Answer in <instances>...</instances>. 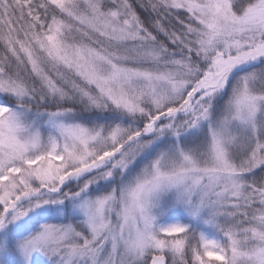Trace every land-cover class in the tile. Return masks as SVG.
Returning <instances> with one entry per match:
<instances>
[{"label":"snow or ice","instance_id":"obj_1","mask_svg":"<svg viewBox=\"0 0 264 264\" xmlns=\"http://www.w3.org/2000/svg\"><path fill=\"white\" fill-rule=\"evenodd\" d=\"M0 264H264V0H0Z\"/></svg>","mask_w":264,"mask_h":264}]
</instances>
